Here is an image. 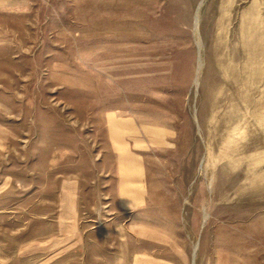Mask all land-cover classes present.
Instances as JSON below:
<instances>
[{
  "label": "rangeland",
  "instance_id": "374dc122",
  "mask_svg": "<svg viewBox=\"0 0 264 264\" xmlns=\"http://www.w3.org/2000/svg\"><path fill=\"white\" fill-rule=\"evenodd\" d=\"M199 2L0 0V264H264V0ZM137 113L133 217L107 121Z\"/></svg>",
  "mask_w": 264,
  "mask_h": 264
},
{
  "label": "crops",
  "instance_id": "0c3cea01",
  "mask_svg": "<svg viewBox=\"0 0 264 264\" xmlns=\"http://www.w3.org/2000/svg\"><path fill=\"white\" fill-rule=\"evenodd\" d=\"M115 124L120 131L111 127L110 117L108 118V129L113 143L114 156L116 157L118 169L117 192L121 210L130 211L139 207L143 202L145 183V169L142 151L149 145H154L153 131L157 127L149 121L151 116L137 113L132 116L113 115ZM114 122V121H113ZM162 129L161 139L164 138L165 127ZM126 144V149L120 146ZM132 216V215H131Z\"/></svg>",
  "mask_w": 264,
  "mask_h": 264
},
{
  "label": "bare ground",
  "instance_id": "6f19581e",
  "mask_svg": "<svg viewBox=\"0 0 264 264\" xmlns=\"http://www.w3.org/2000/svg\"><path fill=\"white\" fill-rule=\"evenodd\" d=\"M202 2H203V0H200V2L198 3V5H197V7H196V11H195V28L197 29L198 28V23H199V16H200V8H201V6H202ZM109 12H110V5H109V3L107 2V6H106V14H107V16H106V19H105V27L106 28H110L111 26H112V21H111V18H110V16H109ZM198 31V30H197ZM195 119L197 120V116L195 115ZM214 125L212 124V127H213ZM211 126L209 125V127L207 128V134H208V132L209 131H211V130H209V128H210ZM211 127V128H212ZM262 128V126L260 125V129Z\"/></svg>",
  "mask_w": 264,
  "mask_h": 264
}]
</instances>
